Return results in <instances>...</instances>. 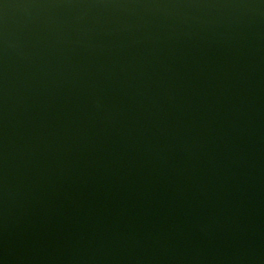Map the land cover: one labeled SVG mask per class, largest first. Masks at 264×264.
Instances as JSON below:
<instances>
[{"label": "water", "instance_id": "water-1", "mask_svg": "<svg viewBox=\"0 0 264 264\" xmlns=\"http://www.w3.org/2000/svg\"><path fill=\"white\" fill-rule=\"evenodd\" d=\"M0 264H264V0H0Z\"/></svg>", "mask_w": 264, "mask_h": 264}]
</instances>
